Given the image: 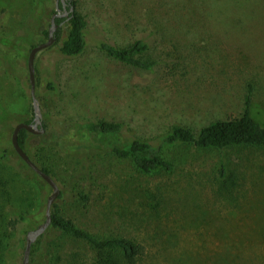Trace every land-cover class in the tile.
Here are the masks:
<instances>
[{
    "label": "rangeland",
    "instance_id": "374dc122",
    "mask_svg": "<svg viewBox=\"0 0 264 264\" xmlns=\"http://www.w3.org/2000/svg\"><path fill=\"white\" fill-rule=\"evenodd\" d=\"M49 1L0 0V235L13 212L26 214L35 227L43 224L53 193L12 148L16 125L35 117L28 58L33 45L47 41ZM77 1L91 26L86 51L65 58L55 41L35 60L46 129L32 156L64 192L55 202L63 215L97 237L144 245L137 264H264L263 148L180 144L162 152L172 171L148 175L110 150L64 154L54 145L71 147L69 127L87 122L120 123L124 138L153 145L176 125L198 133L214 121L240 117L250 84L253 117L264 126V0ZM34 13L42 19L36 37L20 30ZM62 28L65 35L67 24ZM152 32V72L94 44L95 35L125 46ZM29 229L21 224L8 231L13 236L3 264H22V231ZM50 242L48 264L97 263L86 241L59 235Z\"/></svg>",
    "mask_w": 264,
    "mask_h": 264
},
{
    "label": "trees",
    "instance_id": "16d2710c",
    "mask_svg": "<svg viewBox=\"0 0 264 264\" xmlns=\"http://www.w3.org/2000/svg\"><path fill=\"white\" fill-rule=\"evenodd\" d=\"M52 1L50 0L46 3L48 12L46 11L44 16V21L48 18L50 23L52 16L56 13L57 4V0L55 2ZM67 4V10L73 7L74 12L69 14V18L56 19L59 28L55 36L56 41L60 43L59 55L71 59L82 55L88 48V45H90L91 26L86 16L80 12L77 0H68ZM59 7L61 9L63 8L61 2L59 3ZM41 22L42 19L37 18L36 13H34L24 22V25L20 26V30L24 32L26 28H29L31 31L30 35L36 37V30L41 26ZM63 23L67 24V32L65 35L62 28ZM48 31L44 30L42 33L47 40L49 36ZM24 35L21 34L20 36ZM154 36V32L147 36L142 34L136 39L131 40L129 44L118 46L103 38L102 35H95L94 44L111 58L146 72H152L155 63L150 62L149 59L153 51V43L156 41ZM3 43L9 46L11 41L4 39ZM35 46L33 45L31 49ZM248 87V94L245 98V110L240 117L214 121L203 127L198 133L194 132L191 128L176 125L162 138L159 145H153L149 141L142 139L124 138L122 135V124L105 121L71 125L66 135L67 137L68 135L69 137H73V142L70 144L71 147L66 148L63 142L54 145L64 154L75 151L88 153L110 150L121 159H130L138 170L148 175L161 171H172L173 164L162 156V152L168 147L180 144L194 145L200 150H224L232 147H257L264 149V126L253 117L252 113V97L255 92V86L250 84ZM33 120H25L20 123L31 124ZM43 125L46 129L45 124ZM42 136L38 135L37 137V135H33L26 130H21L19 144L31 160L54 179L50 170L46 167L39 166L32 156L34 150L39 146L35 142L39 138H43ZM41 144L43 147L47 146L44 141ZM12 148L15 152L13 144ZM7 152L3 153V159L9 157L7 156ZM15 154L20 158L16 152ZM25 167L31 170L42 184L47 185L28 165L25 164ZM226 171V168L223 166L221 169L223 178L227 175ZM17 174L20 175L19 173ZM3 182L5 184L7 183L5 180ZM63 197L64 192L61 191L58 200H62ZM80 197L86 199L85 195L81 194ZM43 199H46V195L43 196ZM7 201L11 202V199H7ZM42 207L45 208V205H42ZM53 207L55 209H52V225L32 246L30 264H48L43 260L45 258L44 256L47 255L48 247L51 243L50 240H53L59 235L71 236L77 240L88 242L96 251V264H121V261L125 264H137L138 260L145 255L144 245L133 240L121 237L100 238L78 228L73 221L63 215L60 209V201L54 203ZM21 224H27L30 228L28 231H22L24 234H28L29 231L35 230L39 226H33L34 223L23 212H13L12 218L4 226L3 232L0 235V264H3L2 260L10 248V239L13 236L11 235L12 232L8 231L17 230Z\"/></svg>",
    "mask_w": 264,
    "mask_h": 264
},
{
    "label": "water",
    "instance_id": "95a60500",
    "mask_svg": "<svg viewBox=\"0 0 264 264\" xmlns=\"http://www.w3.org/2000/svg\"><path fill=\"white\" fill-rule=\"evenodd\" d=\"M68 0H57L56 4V13L52 16L51 26L49 28V36L48 40L44 43H40L33 47L30 51L28 58V71H29V79L31 84V95L33 98L34 112L35 117L33 123H19L16 125L13 135H12V144L19 155V157L37 174L39 175L52 189L53 193L48 197L47 200V209H46V220L43 224L39 225L35 230L29 231L27 234L26 247L23 255L22 264H30V257L32 252V246L35 242L50 228L52 225L53 217H52V207L54 203L58 200L61 195V189L55 180L47 173H45L41 168H39L29 157V155L24 151V149L19 144V134L21 130H26L33 135H42L45 133V128L42 122V116L38 106V100L36 98V67L35 60L37 55L45 50L50 48L54 42L56 41V32L59 28V25L56 23V19L58 18H66L69 16L71 12H74V8L71 7L70 10L66 9ZM62 3L64 12L59 7V3Z\"/></svg>",
    "mask_w": 264,
    "mask_h": 264
},
{
    "label": "flooded vegetation",
    "instance_id": "af4514ba",
    "mask_svg": "<svg viewBox=\"0 0 264 264\" xmlns=\"http://www.w3.org/2000/svg\"><path fill=\"white\" fill-rule=\"evenodd\" d=\"M67 7H68V4H67V6H66V9H67ZM62 12H64V9L62 8ZM66 18H69V16L68 17H66Z\"/></svg>",
    "mask_w": 264,
    "mask_h": 264
}]
</instances>
